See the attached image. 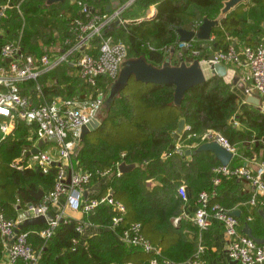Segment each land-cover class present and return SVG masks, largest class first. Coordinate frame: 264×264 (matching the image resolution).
Here are the masks:
<instances>
[{"label": "trees", "instance_id": "trees-1", "mask_svg": "<svg viewBox=\"0 0 264 264\" xmlns=\"http://www.w3.org/2000/svg\"><path fill=\"white\" fill-rule=\"evenodd\" d=\"M128 1L120 0L121 4ZM224 1L133 0L122 13L123 23L115 25L108 33L127 46L128 58L142 56L154 66H161L169 57L173 58L174 64L192 61L190 51L179 45L177 30H196L203 18H218ZM16 2L22 5L27 27L18 36L21 14L8 12L2 20L7 26L6 36L2 40L10 42L20 37L23 51L29 54L45 52L44 45L61 31L62 41L69 34L68 20L80 16L78 0L50 5L46 0ZM87 2L94 11L106 12L112 0ZM152 4L156 7L155 14L145 18ZM38 11L41 15L36 14ZM263 20L264 0H248L239 4L223 16L220 25L213 29L215 37L208 41L212 52L226 50L233 45L239 51L244 46L254 47L262 43ZM55 29L56 32L51 33ZM40 38L45 43L43 51H38ZM193 47L200 52L196 57L198 59L207 58L212 53H207V48H203L201 41L196 39ZM166 49L169 51L166 52ZM2 64L4 62L0 60ZM71 69L68 64H61L44 73L42 76L56 75L57 84L63 85L62 88L56 86L57 91L54 89L51 92L50 88L44 92L82 98L84 85L75 74H68ZM24 86L21 85L23 94ZM173 91V85L145 84L131 78L115 95L101 126L86 134L80 142L75 160L79 169H111L107 186L112 189L113 198L125 206L123 219L113 228L111 224L115 212L105 205L84 215L82 220L102 228L99 235L88 238L85 243L80 242L82 233L77 231V221L70 218L61 219L47 241L33 232L43 228L44 224L22 229L30 231L29 242L33 250L39 252L36 264H150V253L117 239L122 229L133 223L140 224L141 234L160 248L162 257L180 263L195 255L198 248L196 238L189 239L184 230L188 229L196 236L200 232L199 227L188 221H182L180 226H174L171 222L180 216L186 202L177 191L180 183L189 186L196 199L201 190L214 188L215 195L210 199V204H219L230 210L222 203L219 188L228 181L236 183L238 178H223L218 186H213L212 168L219 164L213 153L200 151L188 156L185 151H195L203 143L200 135L205 130L213 129L225 135L237 148L238 154L252 156L264 149V112L252 104L240 108L242 100L232 89V84L216 74L190 88L179 106L173 104ZM182 118L188 128L179 141L183 146L180 153L169 146ZM232 120L239 126H235ZM35 128V124L17 120L14 130L0 141V208L6 217H15L18 206L23 208L29 203H38L31 191L42 189L47 194L54 183L56 167H51L46 174L35 167L15 169L10 166L16 157L32 146L36 138ZM189 134L196 137L187 138ZM121 153H125L124 157L120 156ZM120 160L135 163L136 167L117 176L113 163ZM239 163L242 161L234 163V158L230 162L231 165ZM98 179L101 178L93 175L90 184ZM17 198L19 203L16 206ZM243 198L242 202L248 203L251 196ZM248 207L239 219L244 223L245 218H250L244 225L249 227L255 238L264 239L260 207L250 203ZM219 228L221 225L214 221L207 229L201 230L202 240ZM3 249L0 240V257ZM201 257L205 259L204 251ZM15 264L27 263L17 261Z\"/></svg>", "mask_w": 264, "mask_h": 264}, {"label": "built area", "instance_id": "built-area-1", "mask_svg": "<svg viewBox=\"0 0 264 264\" xmlns=\"http://www.w3.org/2000/svg\"><path fill=\"white\" fill-rule=\"evenodd\" d=\"M132 1L129 0L110 11L98 12L90 8L87 0H78L80 16L68 20L69 34L63 38L56 50L38 55L25 53L20 37L10 42L2 40L5 37L2 20L7 14L8 7L0 4V60L4 62L0 65V141L14 129L16 121L21 120L36 125V141L42 140L43 144L49 142L53 149H58L56 155L51 154L52 149H40V152L32 155L28 161L29 166H34L46 174L50 172L51 167L57 168L52 189L44 194L38 203H29L23 208L18 206L15 217H6L0 208V240L5 250L4 261L7 264H15L17 261L36 264L38 255L29 242L30 231L20 230L15 234V229L27 218L44 215L46 218L44 227L33 232L47 241L54 234L59 221L64 218L62 212L50 214L49 205L61 198H64L66 205L79 210L83 216L100 206H109L115 212L111 224L113 228L123 219L125 206L113 198L109 186H106V192L103 194L94 196L88 194V186L93 175L107 180L111 169L96 171L79 169L74 156L80 144L81 127L98 117L106 94L104 87L108 88L117 79L122 63L128 58L127 46L116 41L108 32L115 25L123 23L122 13ZM14 9L21 14L18 3ZM115 21L118 23L112 26ZM194 40L185 42L182 46L190 51L193 60L198 59L196 57L200 53L193 47ZM214 56V62L246 66L251 79V85H245L247 94L257 93L264 96V42L254 47L244 46L239 51L234 46H229L226 50L215 51ZM172 59L170 57L169 61L174 64ZM199 60L205 69L207 59ZM192 61L181 62L189 64ZM61 64H68L73 68L75 75L82 81L84 85L82 98L64 96L33 103L21 92V85L27 83H35L38 89V78ZM232 121L235 126H239L235 120ZM187 128L186 125L185 129ZM194 137L195 134L187 136ZM200 140L215 141L232 152L233 158L238 157L237 148L225 135L216 130H205L200 135ZM174 150L183 152L180 142L175 144ZM124 155L125 153H121L120 156ZM122 161L113 163L117 176L121 174L118 166ZM23 162V158L16 159L10 166L21 169L24 166ZM212 172V183L215 187L223 178L229 177L249 182L254 188L249 203L259 205L264 212V160L257 163L256 170L247 164L239 163L227 166L218 164L212 168ZM177 191L184 200H187L183 184L179 185ZM214 195V188L198 193L192 220L202 230L207 229L214 221L221 225L227 239L229 260L235 261L236 264H264V243H258L246 233L239 231V219L231 215L229 210L219 204H210V199ZM18 203L17 198L16 206ZM86 225L90 224L85 220L78 221L77 231L82 233ZM119 239L124 244L138 246L150 253L152 255L150 264H219L201 257L202 246H198L193 257L180 263L162 257L160 248L141 234L139 223L124 227Z\"/></svg>", "mask_w": 264, "mask_h": 264}, {"label": "water", "instance_id": "water-1", "mask_svg": "<svg viewBox=\"0 0 264 264\" xmlns=\"http://www.w3.org/2000/svg\"><path fill=\"white\" fill-rule=\"evenodd\" d=\"M247 0H225L223 7L220 11V16L216 19H209L207 17L203 18L202 22L199 24L196 30H187L179 28L177 30L179 45L182 47L185 42H189L192 39L199 40L203 42V48H208V41L211 40V34L213 29L220 25V20L223 16L229 13L231 10L236 8L239 4L246 2ZM62 3L65 0H46L48 5L54 3ZM117 6L116 3H113L111 6H107L106 10L110 11L112 8ZM118 21H115L113 25L117 24ZM264 27V21L262 23ZM173 53V52H172ZM207 64L205 69H209L211 75H218L224 77L226 75V66L222 63L214 62L215 56L214 52L208 55ZM170 57L167 58L161 66H154L151 63L147 62L144 57L136 58H127L121 65L119 75L117 79L111 83L108 87V90L105 94V100L110 103L115 95L121 91L128 83L131 78H134L136 81H140L145 84H166L173 85V104L179 106L185 95V93L198 84L204 83L206 81L205 70L202 67V64L199 59H194L191 63L187 64L185 62H180L178 65L170 63ZM241 92L246 96V102L255 106H260L261 99L259 96L254 94L248 95L245 89V86L240 88ZM104 104V103H103ZM101 111V110H100ZM102 119L97 118L92 119L90 122L86 123L81 127L80 132V142L84 139L85 135L89 132L99 128L102 124ZM185 130V120L182 118L178 123L176 131L173 132V143L169 146L170 149L175 147V144L180 141L182 133ZM43 145V141L39 140L36 146H33L31 149L27 150L25 153L26 157L31 155H36L40 152V147ZM200 151H210L213 153L215 159L222 166H227L230 164L233 159V153L222 147L215 141L203 142L198 146L195 151L187 149L185 155L195 154ZM136 167L135 163H127L122 161L118 170L120 173H125ZM32 196L41 200L44 196V191L38 189L37 191H31ZM260 215L264 219V212L260 211ZM230 214L233 216H239V210H232ZM46 218L44 215H39L32 218L25 219L18 227L15 229V234L20 230L25 229L29 226L45 224ZM244 232L252 237L258 243H264V239L255 238L251 230L247 225L244 227ZM38 255L39 252H35ZM235 261H230V264H235Z\"/></svg>", "mask_w": 264, "mask_h": 264}, {"label": "crops", "instance_id": "crops-1", "mask_svg": "<svg viewBox=\"0 0 264 264\" xmlns=\"http://www.w3.org/2000/svg\"><path fill=\"white\" fill-rule=\"evenodd\" d=\"M71 1H73V0H71ZM16 3H17L16 0H0V4H5L8 7L9 13H12V12L18 13L14 9ZM113 3H116L117 6L123 5V4H121L120 0H112L111 5ZM155 10H156L155 5L154 4L150 5L146 11L144 17L145 18L152 17L155 14ZM263 21L261 22V26H262ZM3 26L5 28V36H6L7 26H5L4 24H3ZM262 28H263V31L261 34V40L263 38L262 41L264 42V27L262 26ZM214 37H215V35L211 34V39ZM201 44H203V42H201ZM212 50L213 49L209 46L207 48V53L212 52ZM225 66H226L227 71H226V75L223 77V79L225 80V82L231 83L232 89L241 97L242 101L240 104V108H242L248 103L246 102V96L241 92L240 88L244 87L245 85L246 86L251 85L249 70L244 65L238 66V65L229 63V64H226ZM204 70L205 71L207 70V72H208L207 74H205L206 78L210 77L211 72L209 71V69H204ZM68 74L74 75L75 74L74 69L72 68L71 71L68 72ZM37 85H38V89H37L35 83H27V84H25V86L23 88L24 94L27 95L33 103H39V102H42L45 100H52V99H55L57 97H64L65 96L64 94H54V92L48 93V94H46L44 92L45 89H50V88H52L51 92L54 89L57 91L56 86H58L59 88L63 87V85L57 84V76L56 75L55 76H41L39 78V80H37ZM254 95L260 97L261 103H260V106H258V107L260 108V110L262 112H264V96H260L257 93H254ZM185 126H186V124H185ZM0 137H1V132H0ZM37 142L38 141H36V138H35V140L32 143V146L29 147L27 150L31 149L33 146H36ZM40 149H41V147H40ZM27 150L23 151L22 154L20 156L16 157L14 160L23 158L24 166L34 167V166L28 165V161L30 160L32 155L29 157H26L25 153L27 152ZM188 156H190V155H188ZM262 157L264 158V149L263 148L260 149L258 152L254 153V155L249 156V157H245V155H243L241 153L238 154V157L234 158V163H236L238 161L239 162L242 161V164H247L249 167L256 170L257 169V163L261 159H263ZM235 182L236 183H232V182L228 181V182L220 185V188H219L220 193L219 194L221 196L220 198H221L222 203H224V205L230 209L229 211L239 210V216L237 217L239 219V217L244 214L243 211H245L247 208L248 209L250 208V207H248L249 202L248 203L242 202L244 199L243 197L247 198L248 196H252V193L254 192V188L249 182L242 180V179H239V178L236 179ZM107 184H108V179L106 180L105 178H101V179H98L97 181H94L93 183H91L88 186V194L92 195V196L100 195V194H102L101 192L103 190H105L104 191V193H105ZM181 184H183L186 188L187 200L182 207L180 216L175 217L171 220V222L174 226H178V225L180 226L182 221H188V222H192L195 224V222L192 220V217H193L195 209H196V197H194L193 194L191 193L189 186H187L184 182H181L180 185ZM260 211H262V210L260 209L259 212ZM49 212H50V214H55L56 212H62V215L64 216V218H70V219H73L77 222L83 219L82 213L79 210L72 209L71 207L66 205L64 198H61L57 202H54L51 205H49ZM261 218H262L263 224H264V219H263V217H261ZM247 221H249V220H247V218H245V222H247ZM244 223H242L239 219V228L238 229L241 232H244V227H245ZM111 230H113V229H111ZM201 230L202 229L199 228L200 232L196 236L194 235V233H192L188 229L184 230V234L189 239L196 238L197 246L203 247L204 257H205L204 260L209 261V262L215 261V262H218L219 264H230L231 260H229L228 255H227V239H226L222 229L221 228H219L217 230L215 229V231L213 233H211L210 235H208L204 241L201 238L202 237ZM101 231H102V228L99 225H86L84 227V231L81 234L80 242L85 243L88 238H90L92 236L99 235L101 233ZM117 239L120 241L119 236L117 237ZM4 256H5V250L3 249V252H2L1 257H0V264H7L4 261ZM38 257H39V253H38Z\"/></svg>", "mask_w": 264, "mask_h": 264}, {"label": "rangeland", "instance_id": "rangeland-1", "mask_svg": "<svg viewBox=\"0 0 264 264\" xmlns=\"http://www.w3.org/2000/svg\"><path fill=\"white\" fill-rule=\"evenodd\" d=\"M22 5H19V10H20V12H21V19H20V21H21V26H20V28L18 29V36H20V34L22 33V30L25 28V27H27V21H26V18H25V16L22 14V7H21ZM9 12V11H8ZM7 12V13H8ZM18 14H20V13H18ZM36 14H38V15H41V12L40 11H38V13H36ZM62 25H63V22L62 23H60L59 24V26H60V28H62ZM56 32V29L55 30H53V32H51V33H55ZM50 33V34H51ZM61 35H62V31L59 33V35H57V34H55V38H53L52 39V41L51 42H49V43H47V44H45L44 43V41H43V39H38V43H37V45H38V51H43V49H44V47H46L45 49H44V51H54V50H56L58 47H59V45H60V42H61ZM17 36V37H18ZM43 44H45L44 45V47H43ZM42 47V48H41ZM208 72H207V70L205 71V74H207ZM71 76H73L72 74H71ZM70 76V77H71ZM73 78V77H72ZM105 99V98H104ZM109 107V103L105 100V102H104V104L102 105V107H101V111H100V113H99V119H103V117H104V115H105V113H106V111L108 110L107 108ZM41 149H43V150H49V149H52L51 150V154H53V155H56V152L58 151V149H53L52 148V145L49 143V142H45L42 146H41ZM79 148H77L76 149V152H77V150H78ZM76 152H75V154H76ZM75 157V156H74Z\"/></svg>", "mask_w": 264, "mask_h": 264}]
</instances>
